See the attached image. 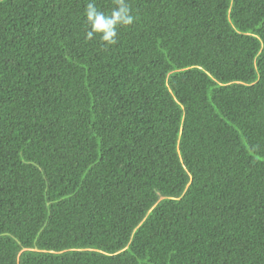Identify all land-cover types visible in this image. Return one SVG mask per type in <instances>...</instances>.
<instances>
[{
    "label": "trees",
    "instance_id": "1",
    "mask_svg": "<svg viewBox=\"0 0 264 264\" xmlns=\"http://www.w3.org/2000/svg\"><path fill=\"white\" fill-rule=\"evenodd\" d=\"M86 2L0 0V264H264V0Z\"/></svg>",
    "mask_w": 264,
    "mask_h": 264
},
{
    "label": "clouds",
    "instance_id": "2",
    "mask_svg": "<svg viewBox=\"0 0 264 264\" xmlns=\"http://www.w3.org/2000/svg\"><path fill=\"white\" fill-rule=\"evenodd\" d=\"M113 3L114 7L105 12L97 6L96 0H87L84 8L88 25L85 40L98 37L102 46H114L119 43V29L136 22L129 0H113Z\"/></svg>",
    "mask_w": 264,
    "mask_h": 264
}]
</instances>
